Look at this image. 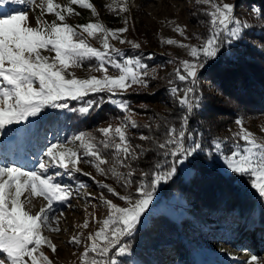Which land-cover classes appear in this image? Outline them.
Masks as SVG:
<instances>
[{
    "label": "snow or ice",
    "instance_id": "snow-or-ice-1",
    "mask_svg": "<svg viewBox=\"0 0 264 264\" xmlns=\"http://www.w3.org/2000/svg\"><path fill=\"white\" fill-rule=\"evenodd\" d=\"M21 3L40 10L35 27L29 25L27 13L11 14L0 9V137H3L0 139V264H53L41 249L46 246L55 253L56 247L43 233L60 231L56 205L71 206L73 196L71 185L60 183L57 178L63 175L74 178L75 173L82 172L81 163L93 167L100 176L113 179L124 189V194L93 177L101 189L98 198L107 215L97 221L99 228L88 234L80 264H122L120 258L129 254L130 241L152 203L157 186L170 181L178 166L194 161L202 149L196 139L202 134L189 130L190 117L200 107L202 98L197 95L198 77L209 62L217 59L225 44L231 47L241 39L242 29L249 25L234 16L233 4L197 0L198 4L208 6L204 12L208 18L207 34L195 36L199 45L174 39L162 41L186 49L191 59L179 60L168 80V91L181 112L178 123L162 117V124L155 128L145 124L143 127L149 134L139 136L141 141L149 143L145 147L133 145L130 130L140 125L127 114L131 112L129 102L116 98L134 90L133 86H149L148 65L142 57L128 56L110 43V39L118 40L133 49L140 48V44L121 38L120 34L128 29H110L100 22L69 25L66 17L79 15L72 5L97 15L89 0H68L66 5L54 0H39V3L0 0V5ZM106 7L115 10L112 4ZM127 10L123 4L119 6L120 12ZM253 12L261 14L258 9ZM46 14L54 15L55 19L44 20ZM173 30L188 39L180 26ZM90 40L100 47H94ZM148 58L152 59L151 55ZM85 62H89L90 73L102 75L78 78L72 69L82 68ZM110 68L117 70V74L109 75ZM102 93L107 94V102L125 113L117 118V123H108L95 132L79 131L66 138V142L59 138L54 143L47 141V130L41 132L40 121L55 123L65 112L85 117L93 110H102L103 95L99 100L86 99ZM72 101L80 102L81 106H70ZM235 123L239 131L233 134L234 143L227 154V138L213 141V153L226 170L247 177L251 188L264 198V141L247 130L240 119ZM153 152L162 156L163 162L158 160L150 171L134 166ZM27 164L31 168L25 167ZM138 171L140 179L134 180ZM86 187L79 182L80 189ZM108 194L123 201L125 206L114 203ZM34 197H42L46 203L33 215L26 210V204ZM59 212L63 216L62 209ZM88 226L87 219L80 225ZM81 242L80 234L69 241L76 245ZM247 264H264V260L252 255Z\"/></svg>",
    "mask_w": 264,
    "mask_h": 264
},
{
    "label": "rangeland",
    "instance_id": "rangeland-1",
    "mask_svg": "<svg viewBox=\"0 0 264 264\" xmlns=\"http://www.w3.org/2000/svg\"><path fill=\"white\" fill-rule=\"evenodd\" d=\"M67 2L68 0H54V3L61 5H66ZM89 2L96 9V16L92 15L91 10L84 9L78 5H72L75 12L79 13V15L66 17V22L72 26L83 25L88 22H100L110 29L126 27L128 31L120 34L121 38L140 44V48L133 49L127 43L120 44L118 40L110 39V43L114 47L121 49L128 56L142 57L143 62L148 65L149 76L147 79L149 86L147 88L133 86L134 90H129L123 96H117L116 98L126 99L129 102L131 112L127 114L140 125L139 128L130 130L133 145L141 144L149 147L147 141H141L139 139L141 134H149L148 129L143 127L145 124H151L155 128L157 124H162V117L178 123V117L181 115V112L176 111L175 102L168 91V80L171 78V74L179 60L191 59L186 49H181L177 45L162 43V41L174 39L179 43L199 45L200 41L195 39V36L207 34L206 21L208 18L204 15V12L208 6L198 4L197 0H115V2L114 0H89ZM37 3H39V0H37ZM217 3L233 4L234 16L242 23L249 25L247 29H242L240 43L253 49L260 48V43L255 42L257 38L254 34H260L264 31V13L262 12L260 15H257L253 12V9H258V6L248 0H217ZM109 4H112L113 9H115L114 11H110L106 7ZM121 4L127 7L128 10L126 12L119 11ZM0 9L11 14L17 12L27 13L28 23L33 27L36 26V17L40 15L39 9H34L25 3L0 5ZM42 18L51 22L55 19V16L46 14ZM176 26H180L188 39H185L173 30ZM239 41H234L233 44ZM89 42L94 47H100L99 43L94 40H90ZM224 46L222 50L226 52L230 51L229 53L231 51L233 53L235 52L237 56L243 55L241 60L245 62V52L243 50H236V48H231L227 44ZM242 49H245V47H242ZM44 54L49 55V53ZM149 55H151L152 59L148 58ZM169 61L174 62L170 63ZM88 63L85 62L82 68L72 69V71L78 78H87L89 75L100 77L102 75L101 73H90L88 71ZM210 65L211 62H209ZM116 74L117 70L109 69V75ZM153 77L155 78L153 79ZM197 94L202 96L203 100L201 101L203 103L206 100L205 104L211 107L205 113L206 116L202 117L203 119L201 117L195 118L194 124H197L200 129L208 132L211 128L214 131L212 133L213 137L221 141L227 138V144H231L232 146L234 143L233 134L239 131V127L235 121L240 119L247 130L253 132L259 141H264V131H261V129H264V115L252 112L253 110H250L249 107L242 105L237 96L232 97L231 94L215 86L203 75L198 77ZM102 95L107 94L102 93ZM72 103L77 105L76 107L81 106L80 102L72 101ZM124 115L125 113L118 109V112L113 117L109 116L105 118L103 122L86 131L95 132L96 128L107 126L108 123L115 124L118 122L117 118L123 117ZM191 118L193 119V117ZM43 131L45 129L41 130V132ZM73 134L76 133H69L62 137L59 130H55L52 134L47 132V141L54 143L59 138L61 141L66 142V138L71 137ZM0 139H3V137H0ZM198 140L201 141V139ZM239 143L243 144L244 142L239 141ZM205 152L206 154H210L209 150ZM214 156V161L210 158L207 165L224 174L230 172V170L225 169L222 161L215 154ZM163 159L162 156H157L153 152L136 162L134 166L138 170L150 171L152 170V165L158 160L163 162ZM17 163L21 162L17 161ZM25 167L31 168V164H27ZM79 167L82 169V172L75 173L74 178H69L67 175L57 178L58 182L71 185L73 196L70 199L71 206L56 205V215L59 217L60 231L53 232L44 230L43 233L56 247L55 253L46 246L41 249L52 260L53 264H80V257L84 252L88 234L97 230L100 226L97 221H102L107 215L105 206L98 198L101 189L94 182L93 177L96 181L108 183L116 191L124 194V189L110 177L100 176L93 167L85 163H81ZM53 171H56V169H53ZM178 171H182L184 176L190 174V169L187 165H180ZM83 173H90V175H84ZM133 179H140L139 171ZM244 181L246 182H243V185H248V188L245 186L248 193L258 197L259 194L251 188L248 180L246 179ZM79 182L84 183L87 187L80 189ZM162 184L163 182L157 186L153 194L152 203L142 217V222L130 241L131 250L129 254L126 257L120 258L122 264H138L136 251L144 248V244L146 243L144 235L141 232L142 230L140 229H142L148 220H151L152 216L162 213L172 221L177 222L185 215V211L189 207L187 200L182 197V194L175 192L169 194L167 197H163L162 194L164 192L159 191ZM108 195L114 203H117L119 206H125L123 201L111 197L110 194ZM261 199L264 203V198ZM45 203L46 201L42 197H34L31 199V202L26 204V210L34 215ZM60 209L63 211V216H60ZM85 219L89 221V226L82 228L80 225L84 223ZM217 224L209 220L207 223L208 229L204 236L200 237L199 235L196 240L197 245L206 250L210 256L221 261L226 260L232 262V264H247V261L252 255H256L259 259L264 260L263 230H260L259 227L248 230L243 226L237 225L233 229V233H221L217 232ZM77 234L81 235V244L69 243L71 238ZM230 234L235 236L230 238L228 237ZM179 262L180 253H176L165 257L162 264H178Z\"/></svg>",
    "mask_w": 264,
    "mask_h": 264
},
{
    "label": "trees",
    "instance_id": "trees-1",
    "mask_svg": "<svg viewBox=\"0 0 264 264\" xmlns=\"http://www.w3.org/2000/svg\"><path fill=\"white\" fill-rule=\"evenodd\" d=\"M248 1L258 6L261 13H264V0ZM262 32L254 34L257 38L255 42L260 43V48L253 49L240 41L231 46L245 52L246 63L241 60L243 55L237 56L235 52L229 53L230 51L221 49V54L211 62L202 75L232 97L237 96L240 103L249 107L252 112L264 115V31ZM100 95L102 94L92 95L87 99L99 100ZM103 96L105 100L102 110H93L85 117L65 112L58 122L40 121L41 130L45 129L50 134L59 130L64 137L69 133L89 130L103 122L105 118L113 117L118 109L107 102V95ZM201 100L200 107L191 115L193 119L190 117L189 130L202 134L196 136L197 140L201 139L199 141L202 149L197 153L194 161L185 164L190 169V174L184 176L182 171L177 170L176 175L170 181L163 182L159 188L160 192H164L163 197L174 192L182 194L189 207L177 222L159 213L145 223L140 230L146 243L144 248L136 251L138 264H162L165 257L176 253H180L178 264H232L210 256L206 250L197 245V237L204 236L209 220L218 223L217 232L221 233H233L237 225L248 230L259 227L264 232V203L259 196L255 197L248 193L246 189L248 185H243L247 177L241 178L231 172L224 174L207 165L210 158L213 161L215 159L213 141L218 138L212 136L214 131L211 128L206 132L194 124L195 118L203 119L205 113L211 109L205 104L206 100L204 103ZM70 106L77 105L71 102ZM175 108L176 111H180L176 104ZM230 147L231 144H227L225 153ZM207 150L210 154H206ZM234 236L230 234L228 237Z\"/></svg>",
    "mask_w": 264,
    "mask_h": 264
}]
</instances>
